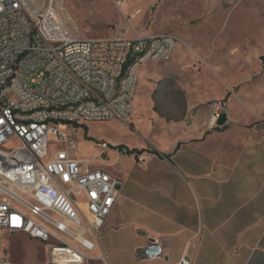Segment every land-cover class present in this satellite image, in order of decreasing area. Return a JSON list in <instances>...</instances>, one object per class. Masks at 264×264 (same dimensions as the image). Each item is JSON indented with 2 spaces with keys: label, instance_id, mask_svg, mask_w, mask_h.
<instances>
[{
  "label": "built area",
  "instance_id": "obj_1",
  "mask_svg": "<svg viewBox=\"0 0 264 264\" xmlns=\"http://www.w3.org/2000/svg\"><path fill=\"white\" fill-rule=\"evenodd\" d=\"M119 7L138 0H112ZM62 0H0V230L46 245L53 264H86L95 256L121 180L77 154L79 125L130 122L140 67L170 60L180 43L170 31L83 38ZM136 9L130 16H136ZM225 100L215 101L217 124ZM118 147V146H113ZM144 161L151 153H130ZM101 247V246H100ZM138 259L164 256L160 239L136 249ZM183 257L180 264H191ZM0 264H15L0 245Z\"/></svg>",
  "mask_w": 264,
  "mask_h": 264
},
{
  "label": "crops",
  "instance_id": "obj_2",
  "mask_svg": "<svg viewBox=\"0 0 264 264\" xmlns=\"http://www.w3.org/2000/svg\"><path fill=\"white\" fill-rule=\"evenodd\" d=\"M248 76L223 79L224 91L218 85L209 102L162 92L144 100L157 136L148 146L121 145L151 156L139 161L107 150L103 161L111 151L122 162L108 171L121 180L120 195L94 251L107 259L86 264H180L183 257L191 264H264V76ZM177 100L189 104L180 108ZM219 100L227 102L223 125L211 121ZM152 238L164 256L138 259L136 249Z\"/></svg>",
  "mask_w": 264,
  "mask_h": 264
},
{
  "label": "rangeland",
  "instance_id": "obj_3",
  "mask_svg": "<svg viewBox=\"0 0 264 264\" xmlns=\"http://www.w3.org/2000/svg\"><path fill=\"white\" fill-rule=\"evenodd\" d=\"M62 3L63 13L72 17L83 38L112 37L127 28V35L170 31L180 39L170 60H150L140 67L132 124L95 120L78 129L80 157L97 156L99 141L107 142L109 149L113 143L148 146L157 136L153 131L157 118L143 102L152 94L209 102L208 96H215L220 88L224 91L223 79L234 82L248 75L264 76V0H138L124 7L112 0ZM138 8L141 12L130 16ZM176 103L184 108L189 101ZM109 155L106 162V155L95 158L93 167L112 171L122 165L111 151ZM0 245L9 248L17 264H52L45 243L27 235L0 230Z\"/></svg>",
  "mask_w": 264,
  "mask_h": 264
},
{
  "label": "water",
  "instance_id": "obj_4",
  "mask_svg": "<svg viewBox=\"0 0 264 264\" xmlns=\"http://www.w3.org/2000/svg\"><path fill=\"white\" fill-rule=\"evenodd\" d=\"M264 60V57H263ZM227 121V114L226 113H222L217 121L218 125H223L225 124V122Z\"/></svg>",
  "mask_w": 264,
  "mask_h": 264
},
{
  "label": "trees",
  "instance_id": "obj_5",
  "mask_svg": "<svg viewBox=\"0 0 264 264\" xmlns=\"http://www.w3.org/2000/svg\"><path fill=\"white\" fill-rule=\"evenodd\" d=\"M82 125H79V127H81ZM85 127H86V125H85ZM121 147H123L122 145H118V147H113V148H115V149H118V148H121ZM130 153L132 154V153H140L139 151H137L136 149H130Z\"/></svg>",
  "mask_w": 264,
  "mask_h": 264
}]
</instances>
